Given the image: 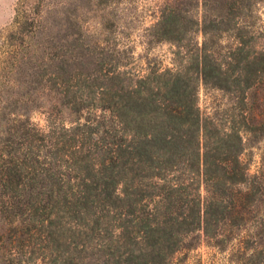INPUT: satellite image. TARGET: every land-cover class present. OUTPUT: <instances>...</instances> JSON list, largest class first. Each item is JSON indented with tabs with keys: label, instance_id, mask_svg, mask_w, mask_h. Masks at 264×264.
<instances>
[{
	"label": "trees",
	"instance_id": "obj_1",
	"mask_svg": "<svg viewBox=\"0 0 264 264\" xmlns=\"http://www.w3.org/2000/svg\"><path fill=\"white\" fill-rule=\"evenodd\" d=\"M95 1L20 0L4 40L0 264H188L203 241L264 264V172L243 159V134L264 139L258 0H170L147 31L187 65L134 78L101 47L108 13L84 38ZM197 77L235 96L228 124L203 115Z\"/></svg>",
	"mask_w": 264,
	"mask_h": 264
},
{
	"label": "rangeland",
	"instance_id": "obj_2",
	"mask_svg": "<svg viewBox=\"0 0 264 264\" xmlns=\"http://www.w3.org/2000/svg\"><path fill=\"white\" fill-rule=\"evenodd\" d=\"M169 2L170 0H106L99 4V7L105 11H99L93 6L92 8L96 10L85 16L89 31L84 32V38L85 36L89 38L92 35H97L94 31L98 27V15L108 13L107 17L115 21L117 28L113 34L109 32L104 34L103 37L106 36L110 42L102 43L101 47H109L115 43L119 52L116 57H119V60L126 64L124 69L132 78L156 70L175 71L183 69L187 65V46L185 44L183 46V43L152 41L149 31H147L158 20L160 10ZM19 3L20 0H0V74L3 73L2 68L4 67L3 51L8 48L4 40L11 29L15 10ZM95 3L94 0L92 5ZM255 14L257 15L256 32L253 34V41L255 45L264 47V0H258ZM193 38L194 41L200 42L202 34L197 32ZM98 49L96 48V52ZM195 80L197 82L198 105L203 115L212 116L218 119V122L228 124L226 121L228 115L237 113V110L234 109L236 105L235 96L209 87L202 82L201 78L197 77ZM37 99L39 102L42 101L40 98ZM46 118L45 113L39 110L31 113V121L41 128L46 127ZM58 119L64 121L69 118L66 114H62L60 117L58 116ZM243 136L245 142L243 159L249 164V172L254 174L259 168L264 172V139L255 141L250 134H243ZM185 256L183 253L176 254L177 258H185L188 264H249V262L237 258L236 248L227 246L221 250L204 241Z\"/></svg>",
	"mask_w": 264,
	"mask_h": 264
}]
</instances>
